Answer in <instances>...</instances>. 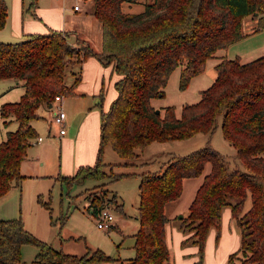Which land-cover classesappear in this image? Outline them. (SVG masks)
Listing matches in <instances>:
<instances>
[{
    "label": "trees",
    "instance_id": "obj_1",
    "mask_svg": "<svg viewBox=\"0 0 264 264\" xmlns=\"http://www.w3.org/2000/svg\"><path fill=\"white\" fill-rule=\"evenodd\" d=\"M30 1L29 9L34 11L37 0ZM125 1L136 0H92V12L101 26L99 51L85 41L71 43L67 32L53 28L27 33L17 41H0V79H19L24 87L18 100L0 106L4 125L17 121L0 141V197L24 177L20 164L37 137L30 122L39 117L38 109L52 105L55 95H74L82 62L94 56L118 76L117 94L103 111V86L99 92L100 138L94 164L58 179L67 187L88 179L99 181L87 187L95 191L87 198L91 213L97 214L106 205H122L115 194H106L108 183L139 175L134 255L119 259V264H173L166 236L172 219L184 234L181 244L198 247L199 259L192 264H202L208 232L219 229L225 206L240 232L239 247L229 254L227 264H264V54L248 61L217 54L248 34L242 28L246 16L256 19L253 31L264 28V0H145L138 11L123 10ZM7 15V4L0 0V29ZM211 57L218 59L216 76L199 91V99L183 104L179 116L173 105L156 112L151 99L163 95L170 73L179 68L178 86L184 89ZM66 67L73 76L70 84L65 82ZM218 117L222 135L236 149L235 157L244 169L231 167L226 156L208 143L171 155L155 171L114 174L104 169L101 154L108 144L118 156L134 158L152 141L210 134ZM195 177L201 181L186 211L181 217H168L166 204L180 197L185 179ZM100 187L105 190L97 193ZM247 200L249 206L244 208ZM38 201L49 205L40 195ZM25 245L36 250L33 264L114 260L99 248L76 255L54 247L28 231L21 216L0 219V264H20Z\"/></svg>",
    "mask_w": 264,
    "mask_h": 264
},
{
    "label": "rangeland",
    "instance_id": "obj_2",
    "mask_svg": "<svg viewBox=\"0 0 264 264\" xmlns=\"http://www.w3.org/2000/svg\"><path fill=\"white\" fill-rule=\"evenodd\" d=\"M5 1L8 7V16L6 24L0 31V41L22 39L23 34L15 36L16 31L21 33L24 27L29 24L28 21L37 25L42 24V26L45 22L52 25L50 26L52 28L61 25L62 29L58 27V30L67 32L68 41L71 43L85 41L94 51L101 49V27L92 12V0H37L34 11L32 8L29 9L30 0ZM144 1H125L122 4V9L126 11L141 10ZM74 4L80 8L78 11L73 9ZM46 17L49 18V21ZM255 25V18L246 16L243 19L242 28L248 34L223 49L226 57H238L241 61H248L264 54V28L253 31L252 27ZM217 60L216 57L209 58L204 70L193 76L184 89L178 86L179 68H175L170 73L163 88V95L153 97L151 104L155 108L173 105L176 115L179 116L181 106L185 103L196 102L199 99V91L213 81L216 76L214 66ZM74 70H76L75 66ZM72 77L70 67H66L65 82L70 84L73 80ZM112 90L115 91L113 85ZM22 92V80L0 79V106L4 102L18 100ZM105 93L109 94L110 88ZM107 98L108 96L103 99L101 109L110 106L113 99L109 101ZM66 99L68 96L62 97L63 109L69 117L72 113V116H75L73 121H77L80 116L72 109L73 101L65 103ZM106 100L109 106H107ZM55 105L56 103H53L52 107L41 106L38 109L39 117L31 120L30 123L34 126L37 136H41L42 141H38L37 137L33 138L32 144L28 148L27 160H25L21 170L26 176L21 181L20 190L14 185L11 187L10 193L4 199L6 203L0 207V215H8L7 212L12 209L14 215L21 216L26 229L36 237L54 247L61 248L63 251L69 249L72 254L78 255L99 248L104 254L112 257L121 256L125 258L130 254L133 255L134 240L132 234L138 226L139 175H124L106 185V194L108 196L112 193L115 194L116 202L122 205L120 208H116V204H110L115 223L111 227L117 226V228H98L96 225L97 214L90 212L91 208H89V199L87 198L95 191L87 189V187L99 181L88 179L82 184L77 183L67 187L65 184H61L57 178L60 138L58 136L59 125L52 121ZM89 109L94 114L97 113L99 120L100 107L91 106ZM64 121V128L68 132L70 129L68 117ZM16 126L17 121L14 119L4 125L3 118L0 116V141L5 138L8 130H14ZM206 143L224 154L231 167L238 166L240 169H244V166L235 157L236 149L222 135L221 117H218L217 124L210 134L196 133L185 139L152 141L144 146L136 157L129 159L118 156L108 144L103 148L101 159L105 163L104 169L110 170L114 174L137 173L144 170L155 171L171 155L186 154ZM35 157H39L38 160ZM41 160L44 162L42 166L40 165ZM125 162H131V164H125ZM207 170L208 167L205 171ZM200 181L201 177L184 180L180 197L166 204L165 212L168 217H176L188 207ZM100 190L105 189L100 187L96 192L98 193ZM11 194L12 200H10ZM38 195L43 201L48 202V207L38 201ZM248 206L249 200L245 202L244 208ZM170 228L172 229L171 241L168 240L170 261L173 264H191V262L198 260V247L195 244H181L179 235H182L183 239L184 234L179 229L176 219L170 221L169 230ZM239 244V228L231 218L230 207L225 206L221 212L219 229L216 230L212 227L208 232L202 264H227L229 254L235 251ZM35 251L33 246L25 245L20 264H33Z\"/></svg>",
    "mask_w": 264,
    "mask_h": 264
},
{
    "label": "crops",
    "instance_id": "obj_3",
    "mask_svg": "<svg viewBox=\"0 0 264 264\" xmlns=\"http://www.w3.org/2000/svg\"><path fill=\"white\" fill-rule=\"evenodd\" d=\"M79 9H77V11ZM12 14H13V10H12ZM46 18L49 21V18L48 17H46ZM15 21H16V19H15ZM6 22H7V20H6ZM28 22H29V24H27L24 27V30H22L21 33H20V31H16L15 36L23 34V37H24V35L27 33H44L49 28H52V27H50L52 25H49L45 22H43L44 23L43 26H42V24L37 25L34 22H30V21H28ZM15 25H16V23H15ZM58 27L60 29H62L61 25L53 26V29L54 28L59 29ZM1 29H3V27ZM1 29H0V31H1ZM14 41H17V40H14ZM217 54L218 55H224L223 49L218 50ZM80 72H81L80 73L81 74V80L79 81V83L75 87L76 93L74 95L68 96V99H66V102H65V103H69V102L73 101L72 102L73 103L72 109H74L75 113H78V116H80V118L77 121H73V117H75V116H72V113H71V116L69 117V115L63 109L66 113L65 119H67V117H68L70 129L68 132L65 130V132L62 134L58 130V136L60 138L59 165H58V174H57L58 176L59 175L70 176L76 172L78 167L94 164V162L96 161V158H97L98 148H99L100 118L98 120L97 113L94 114V112L91 111V109H89V108H91V106L98 107V102H99V98H100L99 92H100V89L102 86L104 87V94L101 97V108H102L103 99L105 97L108 96L107 100L110 101L111 99H114L116 94H117L116 89H115V91L114 90L111 91V87H112V85L114 86V82L118 76L112 72L110 66H103L96 57L94 58V56H89L88 58H86L81 64ZM16 84H18V82H16ZM108 88H110L109 94L105 93V91ZM114 88H115V86H114ZM23 90H24V87H23ZM107 100H106V104H107V106H109ZM57 103H59L61 105V107L63 108L62 98ZM52 106H53V104L51 106H48V107H52ZM108 108L106 107L102 110L106 111ZM99 117H100V115H99ZM87 118H88V121L86 122ZM38 137H41V136L38 135L37 138ZM41 141H42V139H41ZM27 157H28V155L26 156V158L24 160H22V162L20 164V171L22 170L24 162H25V160H27ZM35 158H36V160H38L37 158H39V157H35ZM40 165L41 166L44 165L43 160H41ZM22 174H23V176H26L25 173H22ZM58 176H57V178H58ZM23 179L24 178H22V180ZM20 186H21V182L19 185H14V187L19 189V190H20ZM11 187H13V185ZM11 187L7 191V193H5L4 195H2L0 197V207L6 203V201L4 199H6L7 194L10 193ZM12 194H13V192H12ZM12 194L10 196V200L13 199ZM186 209H184L182 213H184L186 211ZM11 211H12V209L7 212L8 215H0V219L16 218L18 216V215L17 216L14 215L13 211L12 212ZM90 212H92L91 209H90ZM230 212H231V210H230ZM182 213H180V214H182ZM23 223H24V221H23ZM113 224H115L114 221H113ZM169 225H170V223H168L166 225L167 242H168V240H169V242L171 241L170 236L172 233V229L170 228V230H169ZM24 226H25V223H24ZM25 228H27V227L25 226ZM112 228H117V226L112 227ZM181 239H182V235H179V240L181 241ZM65 252L71 253L72 251H70L68 249ZM84 253H86V251ZM84 253H82V254H84ZM80 254H78V255H80ZM133 255L130 254L129 256H127L125 258H123L121 256H115V257H113L114 260H108V261H99V262L88 261V262H86V264H119V259H128V258L133 257ZM193 262H195V261H193ZM193 262H191V264ZM67 264H76V263L70 262Z\"/></svg>",
    "mask_w": 264,
    "mask_h": 264
},
{
    "label": "built area",
    "instance_id": "obj_4",
    "mask_svg": "<svg viewBox=\"0 0 264 264\" xmlns=\"http://www.w3.org/2000/svg\"><path fill=\"white\" fill-rule=\"evenodd\" d=\"M73 8L75 10L79 9L77 4H74ZM62 96L60 95H55L54 96V101L53 103H56L54 110H53V114H52V121L55 122L57 125H59V132L62 134L65 132V128H64V120L66 117V113L63 110V108L61 107V105L57 102H59L61 100ZM52 103V104H53ZM38 140H41V137L37 138ZM97 217H98V221L96 223L98 228H102V229H109L114 221V216L111 212V207L110 205H106L102 208H100L97 212Z\"/></svg>",
    "mask_w": 264,
    "mask_h": 264
},
{
    "label": "water",
    "instance_id": "obj_5",
    "mask_svg": "<svg viewBox=\"0 0 264 264\" xmlns=\"http://www.w3.org/2000/svg\"><path fill=\"white\" fill-rule=\"evenodd\" d=\"M49 106H51V104ZM158 111H159V109L156 108V112H158ZM178 216L181 217V214H179Z\"/></svg>",
    "mask_w": 264,
    "mask_h": 264
}]
</instances>
